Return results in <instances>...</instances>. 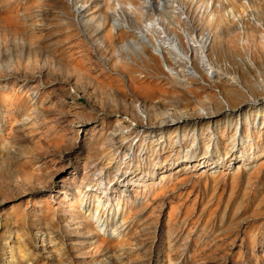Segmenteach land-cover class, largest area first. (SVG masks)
Instances as JSON below:
<instances>
[{"label":"rangeland","instance_id":"1","mask_svg":"<svg viewBox=\"0 0 264 264\" xmlns=\"http://www.w3.org/2000/svg\"><path fill=\"white\" fill-rule=\"evenodd\" d=\"M0 264H264V0H0Z\"/></svg>","mask_w":264,"mask_h":264},{"label":"bare ground","instance_id":"2","mask_svg":"<svg viewBox=\"0 0 264 264\" xmlns=\"http://www.w3.org/2000/svg\"><path fill=\"white\" fill-rule=\"evenodd\" d=\"M195 38V37H194ZM168 40V39H167ZM165 38L162 40L163 41V45L168 49L171 50V52H174L175 55H177L174 59L176 60V64H178L181 69L188 74L189 76H192V74L194 73L192 71V61L189 57L188 54H186L179 46L178 44L171 39V41H167ZM192 44L195 46V48L198 51L199 57H200V61L202 64V67L210 74H214L215 69L212 66V64L210 63V61L208 60L207 54H206V47L207 44L206 42L203 41H198L196 39L192 40ZM158 51V50H157ZM174 54L172 56H174ZM193 72V73H192ZM195 74V73H194Z\"/></svg>","mask_w":264,"mask_h":264}]
</instances>
